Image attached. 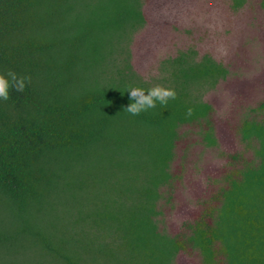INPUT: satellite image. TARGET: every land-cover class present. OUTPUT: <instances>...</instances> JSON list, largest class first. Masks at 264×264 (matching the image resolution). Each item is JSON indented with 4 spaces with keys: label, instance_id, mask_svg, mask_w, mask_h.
<instances>
[{
    "label": "trees",
    "instance_id": "16d2710c",
    "mask_svg": "<svg viewBox=\"0 0 264 264\" xmlns=\"http://www.w3.org/2000/svg\"><path fill=\"white\" fill-rule=\"evenodd\" d=\"M200 5L0 0V264H264V0Z\"/></svg>",
    "mask_w": 264,
    "mask_h": 264
},
{
    "label": "clouds",
    "instance_id": "9594fccd",
    "mask_svg": "<svg viewBox=\"0 0 264 264\" xmlns=\"http://www.w3.org/2000/svg\"><path fill=\"white\" fill-rule=\"evenodd\" d=\"M27 79L28 77L26 76L22 78L17 77L14 72L0 74V99H8V90L12 81H15V87L17 91H23L24 81ZM125 90L128 91L130 98V102L125 107V109L133 115H137L148 108L155 107L157 101H159L161 104H166L168 98L175 97L174 90L162 88L160 86H155L151 89H148L147 91L140 88H128Z\"/></svg>",
    "mask_w": 264,
    "mask_h": 264
},
{
    "label": "rangeland",
    "instance_id": "374dc122",
    "mask_svg": "<svg viewBox=\"0 0 264 264\" xmlns=\"http://www.w3.org/2000/svg\"><path fill=\"white\" fill-rule=\"evenodd\" d=\"M183 1V4L186 6L185 13L182 17L187 20H195V21H202L203 18H205L208 21H212L214 18L217 19L214 14L212 16H209L207 14H203V11H201V5L200 2L202 0H181ZM199 6V7H198Z\"/></svg>",
    "mask_w": 264,
    "mask_h": 264
}]
</instances>
